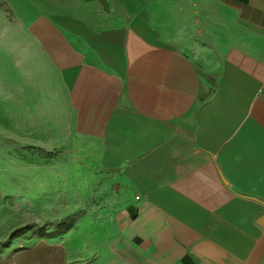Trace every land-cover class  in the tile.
<instances>
[{"label": "crops", "instance_id": "1", "mask_svg": "<svg viewBox=\"0 0 264 264\" xmlns=\"http://www.w3.org/2000/svg\"><path fill=\"white\" fill-rule=\"evenodd\" d=\"M17 15L0 209L32 184L91 204L67 239L30 246L5 244L0 220V264H264V0H21Z\"/></svg>", "mask_w": 264, "mask_h": 264}, {"label": "rangeland", "instance_id": "2", "mask_svg": "<svg viewBox=\"0 0 264 264\" xmlns=\"http://www.w3.org/2000/svg\"><path fill=\"white\" fill-rule=\"evenodd\" d=\"M20 8L21 0H0V57L10 49L5 35L19 33L17 14ZM41 190L36 184L13 186L12 195L2 199L0 220L10 228L5 244L30 246L44 238L67 239L76 215L82 214L91 204L80 195L78 186L75 187L77 195H69L68 186H61L60 196L48 191L40 193Z\"/></svg>", "mask_w": 264, "mask_h": 264}, {"label": "water", "instance_id": "3", "mask_svg": "<svg viewBox=\"0 0 264 264\" xmlns=\"http://www.w3.org/2000/svg\"><path fill=\"white\" fill-rule=\"evenodd\" d=\"M260 224H261L262 226H264V217H262V218L260 219Z\"/></svg>", "mask_w": 264, "mask_h": 264}]
</instances>
